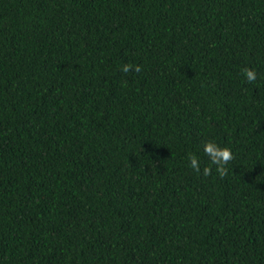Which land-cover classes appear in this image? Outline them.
<instances>
[{"label":"trees","instance_id":"16d2710c","mask_svg":"<svg viewBox=\"0 0 264 264\" xmlns=\"http://www.w3.org/2000/svg\"><path fill=\"white\" fill-rule=\"evenodd\" d=\"M0 264H264V0H0Z\"/></svg>","mask_w":264,"mask_h":264},{"label":"clouds","instance_id":"9594fccd","mask_svg":"<svg viewBox=\"0 0 264 264\" xmlns=\"http://www.w3.org/2000/svg\"><path fill=\"white\" fill-rule=\"evenodd\" d=\"M124 73L134 70L135 72H140L141 68L139 65L125 64L121 69ZM242 73L246 80L249 83H252L256 80L255 70L244 67ZM203 151L205 155L209 158V164L203 167L202 174L207 177L212 175L213 166H215V172L220 178H224L228 174L227 165L234 159L232 150L229 147H221L214 140H205L202 141ZM188 159L190 161V167L197 172L201 173V167L198 160V157L195 154L189 153Z\"/></svg>","mask_w":264,"mask_h":264}]
</instances>
